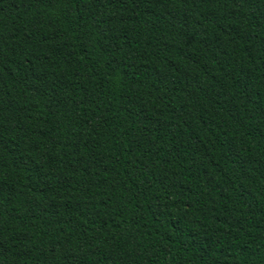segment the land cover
<instances>
[{
	"label": "trees",
	"instance_id": "obj_1",
	"mask_svg": "<svg viewBox=\"0 0 264 264\" xmlns=\"http://www.w3.org/2000/svg\"><path fill=\"white\" fill-rule=\"evenodd\" d=\"M0 264H264V0H0Z\"/></svg>",
	"mask_w": 264,
	"mask_h": 264
}]
</instances>
